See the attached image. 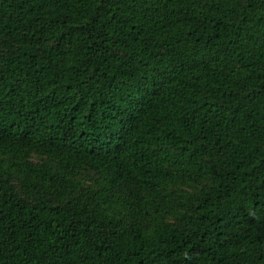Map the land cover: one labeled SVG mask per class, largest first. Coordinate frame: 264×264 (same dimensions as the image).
<instances>
[{
    "label": "trees",
    "instance_id": "1",
    "mask_svg": "<svg viewBox=\"0 0 264 264\" xmlns=\"http://www.w3.org/2000/svg\"><path fill=\"white\" fill-rule=\"evenodd\" d=\"M0 264H264V0H0Z\"/></svg>",
    "mask_w": 264,
    "mask_h": 264
}]
</instances>
